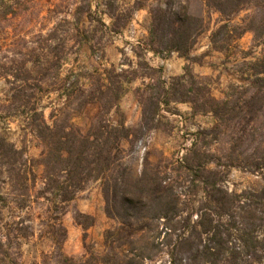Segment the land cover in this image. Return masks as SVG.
Returning <instances> with one entry per match:
<instances>
[{
	"label": "rangeland",
	"instance_id": "1",
	"mask_svg": "<svg viewBox=\"0 0 264 264\" xmlns=\"http://www.w3.org/2000/svg\"><path fill=\"white\" fill-rule=\"evenodd\" d=\"M205 5L189 0L205 23L183 57L148 46L163 0H0V264H56L58 252L107 262L120 227L104 176L69 202L47 185L38 114L58 136L123 124L116 165L147 177L153 198L178 197L174 215L134 225L127 250H146L145 264H264V117L259 101L243 107L264 55L244 32L259 7L234 17L242 36L220 52L210 38L227 22ZM210 221L220 233H206Z\"/></svg>",
	"mask_w": 264,
	"mask_h": 264
},
{
	"label": "trees",
	"instance_id": "2",
	"mask_svg": "<svg viewBox=\"0 0 264 264\" xmlns=\"http://www.w3.org/2000/svg\"><path fill=\"white\" fill-rule=\"evenodd\" d=\"M163 1H165V7H157L152 11L148 46L155 53L177 52L183 57H188L197 44L198 36L203 32L205 17L190 12L189 0ZM200 1L206 4L208 11L218 13L220 20L227 22L211 35L213 49L220 52L226 51L230 43L239 39L242 36L241 32H238L237 38L232 37V33L234 35L240 30L232 25L234 17L243 10H255L258 7L259 18L254 16L247 27L245 26L244 32H253L255 41L264 44V0ZM257 74L259 75L249 84V88L255 91L250 94L249 100L244 103L243 107H249L251 100L259 101V108L254 112H259L260 118V116L264 117V55L259 59ZM210 101L214 105L211 109L220 113L218 107L221 102L215 99ZM222 104L227 105L228 101ZM157 109H159L158 102L151 110L153 112ZM38 117L36 123L29 125L32 126V132L38 135L45 146L43 163L47 170V185L51 188H60L63 201L73 200L76 194L86 187L89 180H96L103 176L107 179L105 195L108 213L117 218L120 227L107 233L109 236H115V245L109 247L111 252L109 260L102 263L145 264L146 260H151L153 256L147 254L146 250L145 252L127 250V247L137 243L139 229H135L134 225L145 220V217L168 218L170 214L174 215L178 208V197H175L172 190H168L160 199L153 198L151 192L154 189L147 177L143 176L133 181L119 165H116V155L123 142L130 140L129 129L123 124H117L110 128L111 133L106 136L101 134L92 137L82 133L79 129H73L72 134L58 136L54 132L56 124L50 126L44 116L38 114ZM61 172H66L64 182L59 181ZM217 228L218 225L210 221L206 233L212 231L220 233V229ZM56 256V264H70L72 261L61 252H58ZM81 264L91 263L86 261Z\"/></svg>",
	"mask_w": 264,
	"mask_h": 264
}]
</instances>
